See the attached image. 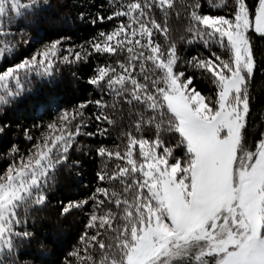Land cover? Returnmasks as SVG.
Masks as SVG:
<instances>
[{
	"label": "snow or ice",
	"instance_id": "6c2138e0",
	"mask_svg": "<svg viewBox=\"0 0 264 264\" xmlns=\"http://www.w3.org/2000/svg\"><path fill=\"white\" fill-rule=\"evenodd\" d=\"M32 6L38 7L39 0L23 6L20 0H0V35L8 34L4 25L6 18L11 24L10 13L19 16L21 7ZM173 7L174 0H131L121 4L107 19L125 17L127 22L121 21L110 33L101 32L103 39L91 44L99 54L126 52L128 63L117 61L121 72L111 65L98 67L89 83L101 88L103 82L107 90L128 93V103L136 101L156 114L146 121L148 124L160 117L155 123L154 140L128 133L123 151L118 145L115 150L103 146L96 150L101 158L115 157L126 162L123 166L117 164L112 174L102 171L97 177L108 183L119 180L123 193H132L131 200L115 190L97 187L88 199L69 201L61 214L83 208L91 200L92 213L86 227L95 229L96 234L85 233L81 241L86 245L94 242L103 250L106 245L98 238L100 229L105 225L111 229L115 214L106 208L97 215L105 203L99 196L117 209L123 205L124 224L114 230L116 252L110 258L105 254L100 264H172L177 258H183L184 264H264V136L254 149L245 143L250 112L248 85L256 70L249 32L264 38V0H257L254 9L247 0H235L231 15L202 14L198 0H192L189 6L191 39L187 43L202 42L209 55L194 56L187 63L201 70L216 86L215 100L197 90L194 76L177 69L180 57L176 44L162 47L154 38L159 35L167 39L166 18ZM153 9L163 12L164 20L158 22L151 14ZM96 19L102 23L105 17L98 15ZM61 43L56 40L45 44L31 58L3 70L0 88L5 89V94L0 95V104L23 92L22 74L25 80L31 74L50 77L58 60L71 63L69 56L59 55ZM213 45L226 52L227 59L212 51ZM88 55L91 53L82 57L76 52L74 59L86 60ZM137 60L141 61V73L145 63L151 62L154 79L145 75V82H140L133 75ZM157 71L159 75H155ZM10 82L17 91L9 88ZM89 103L105 106L102 100L88 101L71 112L65 111L59 117V134L43 135V145L35 144V151L26 161L21 157L18 166L11 165L0 176V264L2 257L15 255V241L32 237L33 233L24 227L26 218L22 219L17 210L45 203L49 172L68 159L81 126H86L84 109ZM95 119L112 123L103 112ZM162 124L181 137L176 147H184L183 159L164 145L159 134ZM47 127L55 130L57 125ZM135 127L139 133L140 122ZM105 133L106 129L99 130L100 135ZM27 138L33 139L30 135ZM137 145L139 160L134 151ZM113 247L111 243L107 245L109 249ZM83 251V256L79 249L69 255L82 264H93L87 247Z\"/></svg>",
	"mask_w": 264,
	"mask_h": 264
},
{
	"label": "trees",
	"instance_id": "16d2710c",
	"mask_svg": "<svg viewBox=\"0 0 264 264\" xmlns=\"http://www.w3.org/2000/svg\"><path fill=\"white\" fill-rule=\"evenodd\" d=\"M47 1L46 6L25 11L20 18L25 19L31 16L32 21L26 26L20 22L18 29L36 30L34 35L36 37L38 35L40 41L37 44L39 45L61 40V52L65 51V55L73 52H79L82 57L86 52H90L91 55H88L86 60L75 61L73 56L70 58L71 63H59L57 75L51 80L40 82L32 77L27 83V91L1 108L0 176L6 173L16 159L27 157L30 154L31 149L38 143V135H42L47 130V125L58 117L61 110L71 112L82 103L97 100H102L105 106L100 108L95 103H89L84 109L86 126L81 127L85 133L95 135L82 134L83 142H79L78 154L73 150L69 153L68 159L57 166L53 178L55 184L45 192L44 204L29 205L26 211L23 207L17 210L22 219L26 218L27 223L24 227L33 235L28 240L15 241L17 245L15 255L4 256L2 260L3 264H67L69 260L72 264H82L69 253L74 249H79L83 256V250L87 247L93 264H100L105 254L110 258L116 252V232L114 230L122 228L124 224L121 219L123 205L117 209L105 197L99 196V199L105 200V203L97 210V215L103 214L106 208H111L115 214L111 229L108 225L100 229L98 238L103 239L106 245L103 250L94 246V242L86 245L81 241L85 233L88 236L96 234L95 229L86 227L92 213V201L89 200L83 208L75 209L70 214L62 215V208L69 201L88 199L95 193L97 187H106L110 191L115 190L121 193L122 198L126 196L131 200L132 193L124 194L119 180L108 183L98 180L97 177V174L102 171L112 174L117 170V164L123 166L126 162L117 160L115 157L101 158L96 150L101 146L115 150L118 145L123 151L127 147L128 133L137 138L154 140L157 133L155 123L159 122L160 117L156 116V121L148 124L146 121L156 114L136 101L128 103V99L131 98L128 93L117 94L107 90L103 87V82L101 88L89 83L90 78L97 74L98 67L111 65L116 68L117 72H121L117 61L128 63L126 52L122 53L118 50L114 55L99 54L94 52L91 44L103 39L99 36L101 32L110 33L121 21L127 22L125 17L108 20L107 16L118 10L121 4L126 5L131 0ZM198 2L201 4L202 14L231 15L235 7V0H198ZM247 2L253 9L257 4V0H247ZM191 3L192 0H174V7L169 10L166 18L167 39L159 35L154 38L162 43V47L170 43L176 44L177 54L180 57L177 69L184 71L185 75L194 76L197 90L205 97L215 100L217 98L216 86L201 70L187 63L194 56L207 57L209 55L208 49L202 42L187 43V40L191 39V34L188 32L191 26L189 15ZM151 14L158 22L164 20V13L159 9H153ZM98 15L105 17L102 23L96 19ZM17 20L20 19L17 18ZM249 35L252 39L256 70L248 85L250 112L245 129V143L250 149H254L257 141L264 136V38L251 31ZM22 50L15 53L13 58H4L0 70H6L22 62L25 58L31 57L35 51ZM212 51L227 59V53L218 46L213 45ZM140 63L139 60L135 62L136 68L133 75L140 82H145V75H148L150 80L154 79L151 62L145 63L143 73L140 72ZM155 75H159V72L157 71ZM101 112L112 121L111 124L95 119ZM137 122L141 124L139 133L136 132L135 127ZM100 129H106L105 135L99 134ZM159 134L164 145L174 149L173 155L183 159L184 147L182 145L176 147L181 140L179 134L175 131H168L166 124L161 125ZM29 135L33 137L32 140L27 138ZM138 150L137 145L134 150L137 157L139 156ZM137 176L139 177V174ZM128 182L131 183L130 178ZM110 243L114 245L112 249L107 248ZM173 264H184V260Z\"/></svg>",
	"mask_w": 264,
	"mask_h": 264
},
{
	"label": "rangeland",
	"instance_id": "374dc122",
	"mask_svg": "<svg viewBox=\"0 0 264 264\" xmlns=\"http://www.w3.org/2000/svg\"><path fill=\"white\" fill-rule=\"evenodd\" d=\"M30 2H31V0H20V4L22 6L23 5H26V4H30ZM46 4L48 5V3H45L44 1L39 0V6L38 7L37 6H32L31 9L40 8V7L46 6ZM31 9L21 7V9H20V15L19 16H17L14 12L10 13V15L12 17V22H11L10 25L7 22V18L5 19L4 31L6 33H8V34L7 35H0V68H1V64H2V61H3L4 58H13V56L15 55V53L17 54V52H20V50H22V49L24 51H30V50L32 51V50H35L33 52V54H34L37 50H39V49L42 48L43 45L37 44L38 41H40V39H39L38 35H37V37L34 35V32L36 30L35 31L34 30L25 31L24 29H22V30L18 29V28H20V26L17 27L20 22L23 25L26 26L28 24V22H31L32 21L31 16H28L25 19H21L20 18L25 11H28V10H31ZM33 17H35V16H33ZM17 18H19L20 20H17ZM17 29H18V31H17ZM34 29H35V27H34ZM21 33L23 35H20ZM28 47H29V49H28ZM62 52L59 53V55L61 57L62 56H69V59H70V58H72L74 56V52L72 54H68V55H65L64 54L65 51H62ZM29 58H31V57H29ZM59 63L61 64V63H63V61L62 60H58L56 62L55 66H54V73L50 77H41V76H37L35 74H31V75L28 76L27 80H25L24 77H23V74H22V83L24 84V90H23V92L20 95H18V96L8 97V103H6V104H0V110H1V108H3L4 106H6L7 104H9L10 101L15 100L16 98H18L19 96H21L25 91H27V85H28L27 83L31 81V78L32 77H35L40 82L43 81V80H51V78L53 76L55 77L57 75V70L59 69V67H58V64ZM0 73H2L1 70H0ZM9 88L12 91H17V89L15 88L14 82H10L9 83ZM4 94H5V89L0 88V95H4ZM63 113H64L63 110H61L59 112L58 117L52 122V123H55L57 125V128L55 130L54 129L47 128V130L44 133H42V135H38V143H40L41 145H43V139H42V137L45 134L50 135V136H53V137L55 135H58L59 134V129L61 127V122H60L59 117ZM74 124H75V122H74ZM82 134H85V130H83L82 127H81V134L76 137V140H75V142L73 144V147L70 149L69 153H72L73 150H75V153L78 154V151H80L79 142L82 141L81 140ZM34 151H35V148H32L31 151H30V154L27 157H24L25 161L27 160V158L30 155L33 154ZM69 153H68V156H69ZM20 159L21 158L16 159L14 164H16L18 166L19 163H20ZM137 159L139 160V156L137 157ZM55 172H56V169H54L53 171H50L49 172V176L51 177V180L49 181V184H48L47 188L45 189V192L47 190H49L50 187H52V185L55 184L53 182V178L55 176ZM178 261H183V258L174 259L172 261V264L173 263H176Z\"/></svg>",
	"mask_w": 264,
	"mask_h": 264
}]
</instances>
